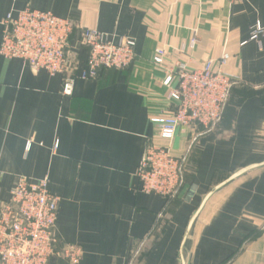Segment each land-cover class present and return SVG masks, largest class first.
<instances>
[{
	"label": "crops",
	"instance_id": "0c3cea01",
	"mask_svg": "<svg viewBox=\"0 0 264 264\" xmlns=\"http://www.w3.org/2000/svg\"><path fill=\"white\" fill-rule=\"evenodd\" d=\"M25 7L71 20L74 80L64 95L63 75L0 57V202L19 176H47L56 235L82 249L79 264H264V50L249 40L252 24L264 26V0H0V41L3 18ZM83 28L133 39L129 67L80 78ZM225 53L239 82L214 130L192 144L187 131L161 138L152 119L173 109L167 69ZM149 145L188 149L170 201L140 190ZM50 264L70 263L54 255Z\"/></svg>",
	"mask_w": 264,
	"mask_h": 264
},
{
	"label": "built area",
	"instance_id": "2783aa9c",
	"mask_svg": "<svg viewBox=\"0 0 264 264\" xmlns=\"http://www.w3.org/2000/svg\"><path fill=\"white\" fill-rule=\"evenodd\" d=\"M1 26L0 57L20 59L33 72L63 75L62 93L71 94L74 78L66 75L71 63V20L25 7L15 16L6 14ZM249 40L264 50V26L259 22L250 26ZM80 41L87 49L86 69L79 75L82 79L96 78L105 69L124 70L135 58V42L127 36L113 39L106 32L83 28ZM196 41L192 38L189 48ZM163 55L158 51L154 62L162 64ZM228 58L225 53L194 70L182 62L167 69L163 84L168 87L173 109L168 116L152 119L161 138L169 140L178 130L187 131L192 134V144L198 136L214 130L231 89L239 82L223 69ZM187 152L174 156L165 147L147 146L135 172L140 190L166 202L175 198L184 184ZM48 181L47 176L36 180L19 176L8 200L0 202V264H50L54 255L79 264L82 249L61 242L56 235L59 198L48 190Z\"/></svg>",
	"mask_w": 264,
	"mask_h": 264
},
{
	"label": "water",
	"instance_id": "95a60500",
	"mask_svg": "<svg viewBox=\"0 0 264 264\" xmlns=\"http://www.w3.org/2000/svg\"><path fill=\"white\" fill-rule=\"evenodd\" d=\"M215 189H216V188H214V190H215ZM214 190H213V191H214Z\"/></svg>",
	"mask_w": 264,
	"mask_h": 264
},
{
	"label": "rangeland",
	"instance_id": "374dc122",
	"mask_svg": "<svg viewBox=\"0 0 264 264\" xmlns=\"http://www.w3.org/2000/svg\"><path fill=\"white\" fill-rule=\"evenodd\" d=\"M228 55V54H227ZM229 57V56H228ZM19 178V177H18Z\"/></svg>",
	"mask_w": 264,
	"mask_h": 264
}]
</instances>
